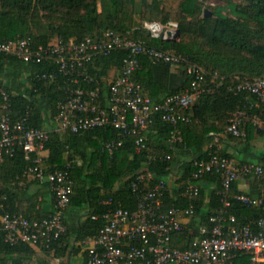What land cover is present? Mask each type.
Listing matches in <instances>:
<instances>
[{
  "label": "trees",
  "instance_id": "trees-1",
  "mask_svg": "<svg viewBox=\"0 0 264 264\" xmlns=\"http://www.w3.org/2000/svg\"><path fill=\"white\" fill-rule=\"evenodd\" d=\"M207 8L204 0H0V41L28 39L34 47L52 46L71 40L79 42L108 30L120 34L128 31L132 38L182 53L207 69L206 81L194 104L184 110L190 121L179 120L176 124L182 139H173L175 125L164 121L158 112L144 130L145 148L138 151L140 134L123 135L120 128L112 125L76 133L62 131L56 119L71 88L93 89L99 85L103 93L108 92L129 54L127 50L115 49L93 59L88 70L97 83L82 79L75 83L74 77L63 75L60 64L52 59L24 61L0 51V114L7 113L13 120L27 117L29 125L47 129L49 138L43 154L46 172L68 168L74 181L70 203L63 211L67 229L51 246L40 248L44 253L65 257L75 250L76 243H85L99 234L110 210H136L138 194L133 183L140 174L148 172L153 174L152 186L160 181L166 184L163 208L194 205L195 215L189 217L184 230L173 234L171 242L173 247L192 248L199 225L224 206L218 173L204 177L197 196L187 192L189 182L194 180L196 161L210 156L207 145L211 132L222 135L223 154L235 158L239 165L254 162L251 157H255L254 163L264 166V149H256V141L264 138V130L250 121L243 126L242 135L227 130L232 118L245 106L248 116L258 115L264 126V102L256 95L235 89L247 80L264 77V0H231L230 15L219 12L206 16ZM154 20L177 21L178 36L167 40L152 38L144 31V24ZM157 63L171 65L141 55L140 66L133 74L153 100L162 102L189 86L191 76L182 67L179 84L161 80L154 69ZM52 72L56 73L55 78H42L44 73ZM113 140H121L122 144L110 151L105 145ZM239 154L251 157L242 159ZM166 155L171 158L165 159ZM32 164L21 147L13 155H0V196L11 212L29 218L47 216L56 210L55 194L47 180L29 179L26 171ZM31 184L38 185L35 191ZM240 187V181L234 182L228 214L237 217V225L251 224L258 230L264 205L249 206L238 200L234 195L242 192ZM248 193L264 197V180L250 178ZM47 197L53 199L50 211L43 209ZM36 255L37 247L32 244H11L4 234L0 236V264H25L34 261ZM41 263L49 264L45 260ZM235 263L252 264L251 255L243 252Z\"/></svg>",
  "mask_w": 264,
  "mask_h": 264
},
{
  "label": "built area",
  "instance_id": "built-area-1",
  "mask_svg": "<svg viewBox=\"0 0 264 264\" xmlns=\"http://www.w3.org/2000/svg\"><path fill=\"white\" fill-rule=\"evenodd\" d=\"M144 31L155 39L176 38L179 23L174 20L166 23L147 21ZM129 34L128 31L120 34L108 30L102 35L88 36L79 42L71 40L37 47L28 39L7 40L0 41V51L16 55L24 61L52 59L60 64L63 75L74 77L75 83L81 79L97 83L88 70L93 59L98 55H108L115 49L127 50L129 54L124 58L119 75L111 82L108 92L103 93L99 85L93 89L79 86L69 90L70 96L59 107L57 127L76 133L112 125L120 128L123 135L140 134L136 143L138 151H141L146 146L144 130L159 112L164 121L175 125L173 139L181 140V130L176 124L179 120L190 121L184 110L194 104L206 81L207 69L182 53L149 46ZM141 55L149 56L154 62L182 67L191 76L189 86L162 102L153 100L145 93L143 84L133 78L140 66ZM55 77V72L42 75V78ZM235 89L256 95L264 102V77L247 80L235 86ZM246 108L239 110L232 118L227 129L229 132L244 134L243 126L248 121L264 130L260 117H249ZM211 136L207 145L210 156L207 160L196 161L192 174L194 180L189 182L187 192L192 197L197 196L204 177L211 172L218 173L222 178L219 193L224 206L210 215L207 222L199 225L193 247L180 249L173 247L171 242L173 234L184 230L189 217L195 215L194 205L188 208L176 205L163 208L166 184L160 181L152 186L153 174L148 172L140 174L133 183V190L138 194L137 209L129 211L116 207L110 210L105 215L107 222L99 234L85 241V264H236L235 260L243 252L251 255L252 264H264V216L258 222L260 229L255 230L251 224L237 225V217L228 214L229 197L236 181L241 182L242 190L234 195L238 200L249 206L264 205V197L248 193L250 178L264 180V166L254 162L239 165L235 158L223 154L225 143L222 135L211 132ZM48 138V130L29 125L27 117L13 120L7 113L0 114V155H13L17 148H23L26 159L33 162L26 175L47 180L55 194L56 210L47 216L34 218L11 212L0 196V236L4 234L5 240L11 244L26 242L37 248L49 247L67 229L63 211L70 203L74 181L68 168L46 172L43 154ZM121 144V140H113L106 143L105 147L112 151ZM164 158L170 159L171 156L166 155ZM111 201L107 200L108 203Z\"/></svg>",
  "mask_w": 264,
  "mask_h": 264
},
{
  "label": "crops",
  "instance_id": "crops-1",
  "mask_svg": "<svg viewBox=\"0 0 264 264\" xmlns=\"http://www.w3.org/2000/svg\"><path fill=\"white\" fill-rule=\"evenodd\" d=\"M156 75L166 82L167 84L174 83V85L179 84L180 77L182 76V68L180 66L174 65H165L163 63H157L154 66ZM29 179H33V177H29ZM245 187V184H242ZM38 187L37 184H31V190H36ZM41 199V198H40ZM53 206V199L51 197H47L44 200L43 209L44 211H50ZM39 207V206H38ZM75 250L67 253L65 257H57L53 255H49L44 253L40 248H37V255L34 260L35 264H42L41 261L45 260L49 264H85L87 259V244L86 243H76ZM79 248V249H78ZM41 260V261H40Z\"/></svg>",
  "mask_w": 264,
  "mask_h": 264
},
{
  "label": "rangeland",
  "instance_id": "rangeland-1",
  "mask_svg": "<svg viewBox=\"0 0 264 264\" xmlns=\"http://www.w3.org/2000/svg\"><path fill=\"white\" fill-rule=\"evenodd\" d=\"M206 6L212 11V13H223V14H232L231 13V8H230V2L231 0H204ZM239 2V0H234V3ZM45 20H49L48 17H45ZM256 149L260 150V149H264V138H260L256 141ZM233 151V149H232ZM239 158H250L248 155L246 154H239L238 155ZM252 160L254 162L257 161V159L255 157H251Z\"/></svg>",
  "mask_w": 264,
  "mask_h": 264
},
{
  "label": "water",
  "instance_id": "water-1",
  "mask_svg": "<svg viewBox=\"0 0 264 264\" xmlns=\"http://www.w3.org/2000/svg\"><path fill=\"white\" fill-rule=\"evenodd\" d=\"M205 15L206 16H212V11L210 9H205ZM179 34V33H178Z\"/></svg>",
  "mask_w": 264,
  "mask_h": 264
}]
</instances>
